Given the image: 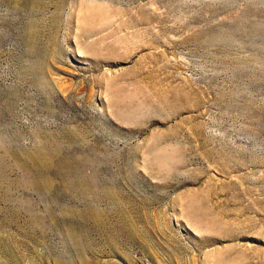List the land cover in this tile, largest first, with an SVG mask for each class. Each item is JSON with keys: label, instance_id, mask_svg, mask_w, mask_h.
<instances>
[{"label": "rangeland", "instance_id": "rangeland-1", "mask_svg": "<svg viewBox=\"0 0 264 264\" xmlns=\"http://www.w3.org/2000/svg\"><path fill=\"white\" fill-rule=\"evenodd\" d=\"M0 148V264H264V0H0Z\"/></svg>", "mask_w": 264, "mask_h": 264}, {"label": "bare ground", "instance_id": "bare-ground-1", "mask_svg": "<svg viewBox=\"0 0 264 264\" xmlns=\"http://www.w3.org/2000/svg\"><path fill=\"white\" fill-rule=\"evenodd\" d=\"M1 149V148H0ZM44 165V164H43ZM48 165V164H47Z\"/></svg>", "mask_w": 264, "mask_h": 264}]
</instances>
